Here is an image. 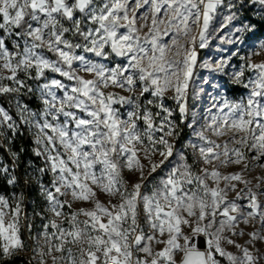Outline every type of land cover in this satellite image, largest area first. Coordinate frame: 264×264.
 <instances>
[{"label":"snow or ice","instance_id":"6c2138e0","mask_svg":"<svg viewBox=\"0 0 264 264\" xmlns=\"http://www.w3.org/2000/svg\"><path fill=\"white\" fill-rule=\"evenodd\" d=\"M145 5L148 12L138 16ZM256 5L264 12V0H135L131 7L130 0H0V96H12L16 109L14 118L0 106V148L7 149L15 163L18 153L8 145L21 125L26 126L35 156L43 159L38 171L52 175L50 185H40L52 218L43 225V245L34 250L39 264H47L45 257L52 264H177V254L180 264L264 262V252L254 253L226 235L243 236L240 224L257 221L261 227L248 233L247 243L264 241V190L260 183L254 186L259 191L254 190L244 177L251 161L264 159V63L242 64L233 74V82L247 89V96L213 104L216 114L204 130L195 132L202 143L189 145L196 159L189 163L179 153V162L150 194L141 193L145 165L138 155L143 152L152 173L173 156L171 141L178 136V126L167 101L175 103L183 122L197 48L206 47L214 17L225 10L226 27L240 10ZM242 30L250 26L235 29ZM6 38H14L11 49ZM77 50L119 62L108 66ZM246 70L253 72L247 82ZM47 72L71 83L49 80ZM28 80L46 82L34 89ZM34 91L43 105L39 113L20 99ZM205 131L228 139L218 143ZM157 154L162 159L154 163ZM241 164L239 172L220 170ZM257 166L264 168V163ZM125 168L139 173L131 188L123 176ZM9 172L7 165H0L7 184L15 185L17 177ZM257 179L264 183V177ZM240 184L244 187L238 188ZM92 185L119 202L110 200L106 206L95 199ZM232 192L235 197L229 199ZM69 194L71 200L61 199ZM90 200L91 209L64 211L75 201ZM22 203L23 195L13 193L10 199L0 194V264H10L25 251ZM198 236L205 237L203 251L194 243ZM154 245L163 247L155 250Z\"/></svg>","mask_w":264,"mask_h":264},{"label":"rangeland","instance_id":"374dc122","mask_svg":"<svg viewBox=\"0 0 264 264\" xmlns=\"http://www.w3.org/2000/svg\"><path fill=\"white\" fill-rule=\"evenodd\" d=\"M96 2L97 4H100L102 3V0H96ZM134 4L135 0H130V7L134 6ZM148 10L149 6L145 5L137 11V15H142L145 12H148ZM226 14L227 12L223 9L219 11V13L214 17L213 21L210 24L209 32L207 34L208 40L206 47L203 49L197 48V63L193 70V76L189 82L187 95V114L186 119L183 122H181L180 120V115L178 110H176L175 103L172 101H167L168 105L175 110L176 123L178 126V136L173 138L171 141L174 144L173 156L170 157L169 160L166 161L161 167L157 168L156 172L152 173L149 161L144 158L143 152L138 154L140 156L141 162L145 165L143 170V187L141 188L142 194H150L152 190L160 184L162 178L166 177L173 165L179 162V153L183 152L187 156L189 163H192L196 159L197 154L194 153V150L189 145L202 143V141H200L198 137H196L195 132L204 130L206 128V125L210 122L211 116L213 114H216L217 108L213 107V104L215 103L219 105L225 99L230 102H239L242 97L247 96L248 90L243 88L241 85H237L233 82V74L240 70L242 64L246 65L249 62L264 63V47H262L264 46V35L260 37H254V27L249 21V17H256L258 19L264 20V12H261L259 10V5H256L255 7L248 6L247 8L240 10L237 19L234 22L228 24L226 27H222V25L225 23L223 17ZM245 25L250 26V30H242L240 32L235 31L237 27H243ZM193 34H196L195 31L193 32ZM12 39L14 38H6V44L10 49L12 48ZM164 40L168 43H171L169 37H164ZM174 51L175 49H173V52ZM77 52L78 54L85 55L93 61L105 63L108 66H112L114 63L119 62L118 60L104 61L100 58L94 57L91 53H83L82 50H77ZM45 54L49 58L55 59V57L51 53L45 52ZM171 54L172 53H169V55ZM219 64H222L221 68H217V65ZM205 65H207V67H205ZM19 75L21 78H24L23 73H20ZM81 75H85V78L88 79L92 78L90 75H87L85 73H81ZM251 76H253V72L246 70L244 76L245 82H247V79ZM46 78L49 80L52 78H56L61 79L66 84L71 83L64 78L59 77L58 74L54 73H51L50 77ZM43 82L46 81H27V83L31 85L34 89H36V85L38 83ZM5 83L9 82L5 81ZM234 86L240 89L237 94H234L232 91V88ZM107 91L119 92L120 90L109 88L107 89ZM33 93L40 102V107L37 109H33L30 107L29 108L31 109V111L39 113L42 110L43 105L41 103V100L39 99L38 91H34ZM122 94L127 95V93ZM169 95H171V93H169ZM12 101L14 103L15 108V100L13 97ZM123 111L124 109L121 108V112ZM225 111H227V109H225ZM28 131L33 138L32 132L29 129ZM205 135H207L210 139L217 140L218 143L228 139L227 136L216 137L212 134L211 131H205ZM229 146L231 147L232 145L230 144ZM252 155H254V153H248L249 157H251ZM161 159L162 158L158 154L152 157V161L154 163H159ZM261 163H264V159H261L259 161H251V163H249L248 165V169L244 171V177L245 179L251 181V185H249L250 187L254 188L256 184L260 183V190H264V183H261V181L257 179L258 177H264V168H260L257 166ZM201 166L202 164L194 165L193 170L198 171L199 167ZM13 168L14 167H12V170ZM98 169L99 166H97V170ZM242 169L243 164L229 165L227 168L222 167L220 170L223 173L227 174L230 172H239ZM12 170H10L8 175H13ZM123 176L128 181L129 188H131V185L133 183H136L139 180L138 172H129L126 168L123 170ZM221 186L223 187V184H221ZM92 187L96 192L95 199L100 200L106 206L109 204L110 200L112 203L119 202L118 198L110 197L106 193L102 192L95 185H92ZM243 187V184H240L238 186V188ZM254 190L259 191L255 188ZM234 197V192L229 194V199H233ZM61 199L71 200V195L69 194V196L67 197H61ZM260 199L264 201V197H261ZM93 206L94 202L92 200L87 202L75 201L72 203L71 209L65 206L64 211L67 213L81 207L91 209L93 208ZM47 207V202L43 208L40 205H33L29 200H23L22 203L23 215L21 218V232H23L26 236L28 246H26L25 251L18 254L17 256H28V261H30L31 264H39V256L37 255V251L39 247L43 245V238L40 234L43 232V225L47 222L48 219L52 218V214L46 210ZM80 219H84V217L81 216ZM140 223L144 225L142 208L140 215ZM29 224L31 225V230H29L28 228ZM65 227H67L66 223ZM260 227L261 225L257 221H254L253 223L248 225L240 224L239 229H242L244 231L243 236H232L231 233H226V235L236 240L237 243L249 247L250 250H252L254 253L257 249H259L261 252H264V241H253L252 245H249L247 243V241L249 240L248 233L252 231H257L260 229ZM48 231L51 232L53 230L49 228ZM145 231H147L146 226ZM184 231L186 234H190V230L187 227H185ZM181 243H183V240H181ZM224 246L228 251H231L237 255L240 254L238 250L232 247L231 245L225 244ZM162 247L163 245H154L155 250H159ZM56 255H59V253H56ZM175 258L178 264L181 259V254H177ZM45 259L47 260V264H52L50 257H45ZM221 264H227V261L222 259ZM262 264H264V262H262Z\"/></svg>","mask_w":264,"mask_h":264},{"label":"trees","instance_id":"16d2710c","mask_svg":"<svg viewBox=\"0 0 264 264\" xmlns=\"http://www.w3.org/2000/svg\"><path fill=\"white\" fill-rule=\"evenodd\" d=\"M249 21L254 27V37L264 35L263 19L249 17ZM50 75L51 72L46 73V77H50ZM232 91L237 94L240 89L234 86ZM21 99L30 108L37 109L40 107V102L34 93H26L21 96ZM0 105L8 109L15 118L16 111L11 96H0ZM8 148L12 152L18 153L19 158L14 163L10 152L5 148H0V165H7L10 170L14 167L12 172L17 177V183L8 185V176L0 174V194L8 196L10 199L13 193L19 196L23 195V200H29L33 205H40L43 208L46 200L41 194L40 185H50L52 177L50 173L41 174L38 171L39 168L44 166L43 159L35 156L33 152L35 144L26 126L21 125L20 133L12 139ZM26 180L28 181L27 183H25ZM21 236L26 246H28L27 238L23 232H21ZM10 264H31V262L28 261V256H16L11 258Z\"/></svg>","mask_w":264,"mask_h":264},{"label":"water","instance_id":"95a60500","mask_svg":"<svg viewBox=\"0 0 264 264\" xmlns=\"http://www.w3.org/2000/svg\"><path fill=\"white\" fill-rule=\"evenodd\" d=\"M194 243H195L196 247L201 251H203L207 247V245L205 243V237H203V236L195 237ZM178 264H180V261L178 262Z\"/></svg>","mask_w":264,"mask_h":264}]
</instances>
